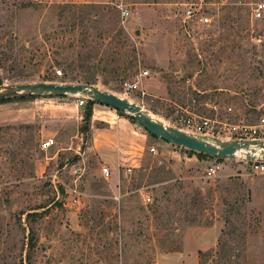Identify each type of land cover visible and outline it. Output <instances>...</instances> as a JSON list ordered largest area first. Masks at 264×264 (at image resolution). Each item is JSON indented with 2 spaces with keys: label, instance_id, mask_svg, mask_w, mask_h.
Here are the masks:
<instances>
[{
  "label": "rangeland",
  "instance_id": "374dc122",
  "mask_svg": "<svg viewBox=\"0 0 264 264\" xmlns=\"http://www.w3.org/2000/svg\"><path fill=\"white\" fill-rule=\"evenodd\" d=\"M195 1L0 0V90L89 81L188 133L208 119L209 140L264 141V126L244 130L264 114V10L251 16L264 0H226L188 34L180 19ZM80 98L0 101V264H264V172L166 142L98 101L86 123ZM118 135L137 153L98 150Z\"/></svg>",
  "mask_w": 264,
  "mask_h": 264
},
{
  "label": "water",
  "instance_id": "95a60500",
  "mask_svg": "<svg viewBox=\"0 0 264 264\" xmlns=\"http://www.w3.org/2000/svg\"><path fill=\"white\" fill-rule=\"evenodd\" d=\"M38 94L57 96L79 95L98 101L99 103L128 113L150 134L166 142L184 146L190 150L218 158L234 157L237 153H242L246 159L251 160L255 158L256 153L264 151V141L262 140H209L202 135L188 133L155 118L142 106L127 98L87 83L40 81L10 85L0 90V101L13 97ZM255 147L261 149L255 152ZM262 157L264 158V152H262Z\"/></svg>",
  "mask_w": 264,
  "mask_h": 264
},
{
  "label": "built area",
  "instance_id": "2783aa9c",
  "mask_svg": "<svg viewBox=\"0 0 264 264\" xmlns=\"http://www.w3.org/2000/svg\"><path fill=\"white\" fill-rule=\"evenodd\" d=\"M227 3L226 0H197L195 2H192L190 4H187L182 12V16L180 19V26L183 28L185 33L193 32L195 28L197 27H204L206 25H209L212 20L218 15V12L221 8L225 6ZM263 10H264V3L259 2L256 3L255 7L252 9L251 16L254 18H261L263 16ZM56 74L61 75L62 71L61 69H56ZM142 75L147 74V70H143L141 72ZM125 85L128 88L136 89L138 86V83L135 81L132 82H125ZM86 98L81 96L79 102L83 103ZM187 122H190V119L187 120ZM194 127V133L196 135H202L203 137L207 138V131L211 129V125L209 124L208 119H204L200 122H197L195 124H192ZM264 126V114L261 115L259 118V124L252 125V126H245L244 130L245 133H249V135L253 136L257 133H259V128ZM207 129V130H206ZM208 139V138H207ZM251 139H255L254 137H251ZM249 139V140H251ZM259 140V139H257ZM54 140L53 138H46L40 143V148L42 150L48 149L52 144ZM151 151H155L154 147L150 148ZM262 152L255 154L254 159H246L244 154L237 153L234 157L238 156L240 157V160L244 161L246 164H249V168L253 172H264V158L262 157ZM233 157V158H234ZM232 158V157H227ZM219 168V165H211L208 169V173H214ZM102 173L105 177H107L110 174V170L107 166L102 167ZM146 201L150 200L149 196H146Z\"/></svg>",
  "mask_w": 264,
  "mask_h": 264
},
{
  "label": "crops",
  "instance_id": "0c3cea01",
  "mask_svg": "<svg viewBox=\"0 0 264 264\" xmlns=\"http://www.w3.org/2000/svg\"><path fill=\"white\" fill-rule=\"evenodd\" d=\"M94 103H93V106H92V112L99 111V108L97 107L98 105H96ZM111 114H112V119L114 120V121H112V124L115 123V122H117V123L123 122V121H121L123 118L119 117L117 111H116V114L112 113V112H111ZM113 114L115 116H113ZM115 118H117V119H115ZM126 122L129 125L127 127H131L132 128V131L135 134V136L141 135L142 136L141 138H145V136L147 137V135L145 133L141 132L140 129H138L135 125L131 124L129 121H126ZM115 129H117V131H118V128H115ZM135 136L131 135L132 138H135ZM97 146H99L98 147L99 151H100V149L101 150H106L107 152H110L111 154H113L111 159H114V160L115 159H120L121 156H122V153H124V152L128 151V152H132V154H135V152L137 153V150L139 149V147H136L134 149L132 147V149H130V150H125L124 147H123L120 135H118L116 138L113 137L112 142L110 144L109 143L99 142ZM198 236L202 237V235H197V237Z\"/></svg>",
  "mask_w": 264,
  "mask_h": 264
},
{
  "label": "trees",
  "instance_id": "16d2710c",
  "mask_svg": "<svg viewBox=\"0 0 264 264\" xmlns=\"http://www.w3.org/2000/svg\"><path fill=\"white\" fill-rule=\"evenodd\" d=\"M226 6V5H225ZM224 6V7H225ZM223 7V8H224ZM223 20L224 21H230V22H233L234 21V18H232L231 17V14H229V12H227V14L226 15H224L223 16ZM229 27H232L231 25H229ZM85 83H87V84H90L91 82H89V81H84ZM22 97H24V96H22ZM21 98V97H20ZM8 99H10V98H8ZM95 102V100H92V99H88V98H86V109H85V111H84V116H83V119H84V121L86 122V123H88V121H89V118H90V116H91V114H92V105H93V103ZM131 117V116H130ZM132 118V117H131ZM192 152H195V153H197L198 155H200V156H206L207 154H204V153H200V152H196V151H193V150H191Z\"/></svg>",
  "mask_w": 264,
  "mask_h": 264
},
{
  "label": "bare ground",
  "instance_id": "6f19581e",
  "mask_svg": "<svg viewBox=\"0 0 264 264\" xmlns=\"http://www.w3.org/2000/svg\"><path fill=\"white\" fill-rule=\"evenodd\" d=\"M261 148L259 147H255V152H258V150H260Z\"/></svg>",
  "mask_w": 264,
  "mask_h": 264
}]
</instances>
